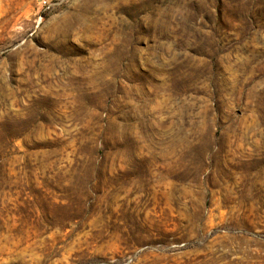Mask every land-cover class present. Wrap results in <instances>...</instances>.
<instances>
[{
    "label": "rangeland",
    "instance_id": "obj_1",
    "mask_svg": "<svg viewBox=\"0 0 264 264\" xmlns=\"http://www.w3.org/2000/svg\"><path fill=\"white\" fill-rule=\"evenodd\" d=\"M40 12L0 0V264H264V0Z\"/></svg>",
    "mask_w": 264,
    "mask_h": 264
},
{
    "label": "built area",
    "instance_id": "obj_2",
    "mask_svg": "<svg viewBox=\"0 0 264 264\" xmlns=\"http://www.w3.org/2000/svg\"><path fill=\"white\" fill-rule=\"evenodd\" d=\"M39 3L41 7L40 13L49 12L50 8L52 7V0H39ZM40 19H42L41 14H40Z\"/></svg>",
    "mask_w": 264,
    "mask_h": 264
}]
</instances>
